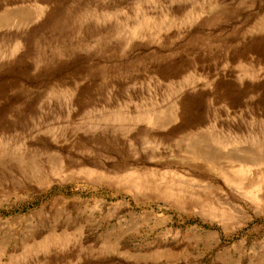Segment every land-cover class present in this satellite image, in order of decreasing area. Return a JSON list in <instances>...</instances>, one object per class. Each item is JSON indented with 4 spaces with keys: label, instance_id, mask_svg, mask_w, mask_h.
<instances>
[{
    "label": "rangeland",
    "instance_id": "obj_1",
    "mask_svg": "<svg viewBox=\"0 0 264 264\" xmlns=\"http://www.w3.org/2000/svg\"><path fill=\"white\" fill-rule=\"evenodd\" d=\"M0 264H264V0H0Z\"/></svg>",
    "mask_w": 264,
    "mask_h": 264
}]
</instances>
